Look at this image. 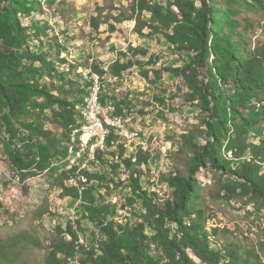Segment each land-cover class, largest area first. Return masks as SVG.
Returning <instances> with one entry per match:
<instances>
[{
  "label": "trees",
  "instance_id": "obj_1",
  "mask_svg": "<svg viewBox=\"0 0 264 264\" xmlns=\"http://www.w3.org/2000/svg\"><path fill=\"white\" fill-rule=\"evenodd\" d=\"M133 1L137 33L144 36L142 29L147 27V35L162 36L175 53L181 54L177 66H165L161 71L184 82L186 101L199 109L205 127L182 136L181 148L187 151L190 163L186 175L175 172L162 176L168 190L165 198L142 186V166L147 158L142 151L126 157L123 146L115 145L113 129L105 139V149L113 157L117 153L123 162L128 173L125 182H117V174L105 178L104 174L91 176L84 171L85 184L80 181V186L66 185L65 181L80 175V171L72 166L58 173L53 160L68 157L70 134L83 125V114L76 109L82 99L71 102L54 79L69 87L73 82L65 81L66 75L52 60L29 49L33 38L48 35L35 23H23L36 11L37 0H0L1 154L22 186L32 177L58 174L55 180L63 196L81 203L82 218L94 228L93 244L88 246L78 243L72 225L58 227L59 237L48 246L45 264H263L254 249L235 243L221 246L211 239L203 224V213L196 208L201 184L195 175L201 167L209 166L226 177L220 185L222 199L250 197L264 204V41L252 45L238 30L231 10L215 0ZM251 1L264 10V0ZM144 13L150 15L149 20ZM100 17L99 13L89 19L92 29L108 23ZM115 19L122 22L129 17L120 14ZM110 27L113 31L112 24ZM52 41L55 47L65 50L56 38ZM138 54L147 53L136 48L119 52V58L127 61L118 59L109 70L96 60L87 64L89 77L80 93L89 96L97 77L99 104H111L112 119H124L130 103L108 95V78L119 80L135 66ZM160 73L154 72L155 77ZM45 76L50 79L48 84L42 81ZM157 100L164 103V99ZM110 168L116 172L118 164L110 163ZM91 179L106 182V186L97 188L90 184ZM111 183L130 191L119 210L128 212L140 202L141 212L133 214L137 222H119L115 205L100 199ZM30 241L24 234L0 241V264H16L19 245Z\"/></svg>",
  "mask_w": 264,
  "mask_h": 264
},
{
  "label": "rangeland",
  "instance_id": "obj_2",
  "mask_svg": "<svg viewBox=\"0 0 264 264\" xmlns=\"http://www.w3.org/2000/svg\"><path fill=\"white\" fill-rule=\"evenodd\" d=\"M37 2L39 5L36 11L28 19H23V23H35L44 28L48 35L33 38L29 49L31 52L45 55L47 60H52L58 70L66 75L65 81L73 82L72 87H69L54 79L59 88L64 89V95L71 102L76 103L82 99L81 103H76V109L82 114L86 115L83 104L89 98L80 93L89 77L87 64L96 60L105 70H109L116 60L127 61L119 58V52H127L129 48L146 51V56L137 55L134 59L135 66L125 71L119 80L107 77L109 85L105 91L109 96L125 98L130 103V109L125 112L127 116L124 119L118 118L119 123L113 129L115 145L121 144L126 157L129 158L142 151L147 158L146 165L142 166V186L157 193L160 198H165L168 190L161 180L162 176L175 172L186 175L190 163L187 151L181 148L182 136L197 128H205L201 124L199 109L186 101L187 89L184 82L169 72L161 71L165 66H177L182 58L181 54L175 53L162 36L147 35L150 32L147 27L142 29L144 36L137 33V12L134 13L133 0ZM215 2L222 8L231 10L239 24L238 30L246 35L252 45L264 41V10L258 8L253 1ZM197 5L200 3L197 2ZM99 13L100 20H108V23L101 24L98 30H94L89 25V19ZM120 14L128 16L129 19L116 21L115 18ZM143 16L146 20L150 18L146 13ZM110 24L114 27L113 31ZM53 38H56L65 50L55 47ZM151 57L158 60L150 59ZM158 70L161 73L156 78L154 72ZM95 78L97 77H94V80ZM42 81L48 84L50 79L45 76ZM96 82L98 92V79ZM93 87L90 94L94 92ZM157 98L164 99V103ZM110 106L111 104L100 106L101 111L97 117L103 119L98 117L103 126L105 118L110 119ZM97 151L95 163L86 162L85 152L81 155V163H78L75 157H56L53 166L59 168L58 173L62 170L68 171L74 166L80 171L85 169L91 176L100 173L104 174L105 178H110L117 174L116 181L125 182L128 173L118 154L113 157L107 149L100 153ZM227 157L232 159L231 153H228ZM110 163L118 164L116 172L111 170ZM57 175L44 173L32 177L23 183V190L22 184L15 178L0 150V241L18 234L32 239L28 245H19L21 249L16 264H45L48 246L59 237L58 227L65 229L72 225L73 230L78 233V243L88 246L93 244V225L82 218L83 209L80 202L63 196L56 184ZM76 176L74 174L70 177L72 180L65 181L66 185L80 186L76 183ZM195 178L201 184L196 208L203 213V224L211 239L221 246L235 243L242 248L254 249L264 264V204L250 197H235L229 201L222 199L220 185L226 177L209 166L201 167ZM90 184L97 188L106 186V182L101 183L98 179H91ZM129 196L130 191L124 186L116 187L111 183L107 193L103 192L100 199L115 205L114 211L118 210L116 216L119 222L130 219L135 223L138 219L133 214L138 215L141 212L140 202L134 203L128 212L119 210L120 204H124Z\"/></svg>",
  "mask_w": 264,
  "mask_h": 264
},
{
  "label": "built area",
  "instance_id": "obj_3",
  "mask_svg": "<svg viewBox=\"0 0 264 264\" xmlns=\"http://www.w3.org/2000/svg\"><path fill=\"white\" fill-rule=\"evenodd\" d=\"M97 79L95 78V83ZM96 88V89H95ZM94 92L90 94V104H89V121H83V123H93V131L90 133H81L79 134V145L77 146L78 157L77 160H80L81 155H84L87 152V158L90 156H96V152H91V144H98V153L104 151L105 149V139L110 134V131L101 130L99 124L97 123V114L100 111L93 108V99L97 95V86L93 87ZM110 118H112L110 116ZM116 125L112 126L114 129ZM67 147V143H66ZM87 158L85 159L87 161ZM99 163V162H98ZM83 171H80V177L77 180L82 181V185L86 183L85 177L82 174ZM80 244V243H79Z\"/></svg>",
  "mask_w": 264,
  "mask_h": 264
},
{
  "label": "bare ground",
  "instance_id": "obj_4",
  "mask_svg": "<svg viewBox=\"0 0 264 264\" xmlns=\"http://www.w3.org/2000/svg\"><path fill=\"white\" fill-rule=\"evenodd\" d=\"M98 87H99V85H98ZM97 90H98V88H97ZM89 104H90V95H89V98L86 99V102L83 104V108L86 111V115H85V113H83V119H82L83 121H89ZM100 106L101 105L99 104L98 98H97V95H96V98L93 99V108L98 110V111H101ZM98 117H97V123L99 124L101 130L112 131V126L119 123V119L118 118H114V119L110 118L109 120L105 118L104 126H103V124L98 119ZM99 118L102 119L101 117H99ZM92 131H93V123H83V125H82V127L80 129H77V130H74V131L71 132L69 141L67 143V154H68V157H71V158H73V157L77 158L78 157L77 146L79 145V138H78L79 134H81V133H90ZM96 150H98V144H91V152H95ZM95 161H96V156H95V158H94V156H90L89 158H87L86 162L95 163ZM77 162L81 163L80 160H77ZM84 167H86V166H84ZM84 170L85 169H82V171H84ZM78 171H80L79 168H78ZM79 177H80V175H77L76 179L79 178ZM76 183L80 184V180H77ZM80 190H83V187H81Z\"/></svg>",
  "mask_w": 264,
  "mask_h": 264
}]
</instances>
